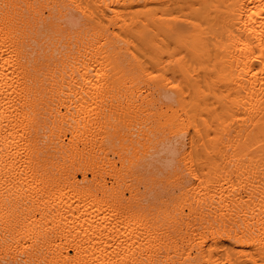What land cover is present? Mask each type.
<instances>
[{
    "label": "bare ground",
    "instance_id": "6f19581e",
    "mask_svg": "<svg viewBox=\"0 0 264 264\" xmlns=\"http://www.w3.org/2000/svg\"><path fill=\"white\" fill-rule=\"evenodd\" d=\"M0 264H264V0H0Z\"/></svg>",
    "mask_w": 264,
    "mask_h": 264
}]
</instances>
